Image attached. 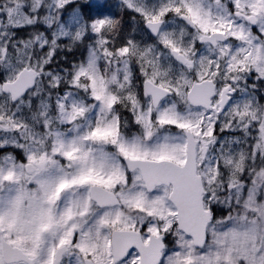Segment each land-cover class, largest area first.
Here are the masks:
<instances>
[{
	"label": "snow or ice",
	"instance_id": "1",
	"mask_svg": "<svg viewBox=\"0 0 264 264\" xmlns=\"http://www.w3.org/2000/svg\"><path fill=\"white\" fill-rule=\"evenodd\" d=\"M0 264H264V0H0Z\"/></svg>",
	"mask_w": 264,
	"mask_h": 264
}]
</instances>
